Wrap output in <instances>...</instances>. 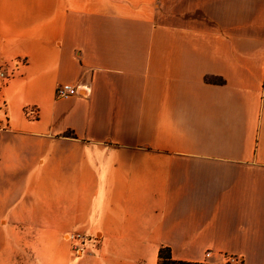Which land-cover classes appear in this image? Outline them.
<instances>
[{
    "label": "crops",
    "instance_id": "crops-1",
    "mask_svg": "<svg viewBox=\"0 0 264 264\" xmlns=\"http://www.w3.org/2000/svg\"><path fill=\"white\" fill-rule=\"evenodd\" d=\"M12 57L0 264H264V0H0Z\"/></svg>",
    "mask_w": 264,
    "mask_h": 264
},
{
    "label": "built area",
    "instance_id": "built-area-1",
    "mask_svg": "<svg viewBox=\"0 0 264 264\" xmlns=\"http://www.w3.org/2000/svg\"><path fill=\"white\" fill-rule=\"evenodd\" d=\"M28 65L26 57H12L9 59H0V89L6 87L8 83L15 77L21 76L23 69ZM81 91L79 88L70 83H61L57 86L56 97L66 99L74 95H78ZM28 118L35 119L39 116V109L37 107H26L24 110ZM74 244L76 251L83 252L87 250L88 246H96L98 238L87 236L79 232H72L67 235ZM211 252L206 253V257H210ZM230 264H239V257H230Z\"/></svg>",
    "mask_w": 264,
    "mask_h": 264
},
{
    "label": "trees",
    "instance_id": "trees-1",
    "mask_svg": "<svg viewBox=\"0 0 264 264\" xmlns=\"http://www.w3.org/2000/svg\"><path fill=\"white\" fill-rule=\"evenodd\" d=\"M210 82L222 84L224 80L221 77H212L208 79ZM158 264H206L203 262H191L184 260H176L173 258L170 248L162 247L159 251Z\"/></svg>",
    "mask_w": 264,
    "mask_h": 264
}]
</instances>
